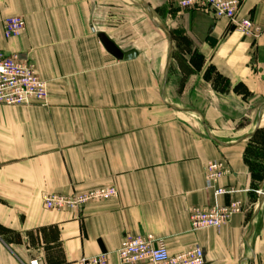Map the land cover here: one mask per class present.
Returning <instances> with one entry per match:
<instances>
[{
  "label": "crops",
  "instance_id": "1",
  "mask_svg": "<svg viewBox=\"0 0 264 264\" xmlns=\"http://www.w3.org/2000/svg\"><path fill=\"white\" fill-rule=\"evenodd\" d=\"M175 1L144 0L173 50L171 31L188 39L197 65L173 53L168 61L169 40L139 0H0V46L28 58L48 84L44 106L0 105V227L20 236H0V264H79L100 254L117 264L125 237L150 234L174 255L201 247L205 264H264V178L251 167L264 150V0H245L237 16L261 27L256 40ZM142 10L155 30H142ZM11 17L26 30L5 40ZM102 33L137 57L116 59ZM210 66L228 87L204 78ZM213 161L232 171L219 182L223 195L206 188ZM105 187L118 197L80 212L44 206L46 195ZM234 201L243 213L229 223L191 230L193 207Z\"/></svg>",
  "mask_w": 264,
  "mask_h": 264
},
{
  "label": "built area",
  "instance_id": "2",
  "mask_svg": "<svg viewBox=\"0 0 264 264\" xmlns=\"http://www.w3.org/2000/svg\"><path fill=\"white\" fill-rule=\"evenodd\" d=\"M245 0H176V8L180 11L195 10L213 15L216 19H228L242 35L256 40L262 29L252 19L237 21L238 13ZM26 30V21L22 17H11L4 22V39L10 40L20 36ZM48 98V84L42 80L36 66L21 54H8L0 46V105L5 106H44ZM225 162H210L205 169L207 190L215 195H223L228 191L219 186V182L231 174ZM264 192H260L262 195ZM118 197L113 187H105L94 191L75 195H46L44 206L51 211L80 212L89 203ZM243 213L240 202L228 205H208L193 207L190 210L191 230L197 232L204 229H220L229 223L237 214ZM117 264H205V255L201 247L195 246L180 254H171L163 240L155 235L140 237L127 236L117 251ZM34 260L30 264H39ZM79 264H112L109 254L82 258Z\"/></svg>",
  "mask_w": 264,
  "mask_h": 264
},
{
  "label": "rangeland",
  "instance_id": "3",
  "mask_svg": "<svg viewBox=\"0 0 264 264\" xmlns=\"http://www.w3.org/2000/svg\"><path fill=\"white\" fill-rule=\"evenodd\" d=\"M143 11V10H142ZM158 19V17H157ZM160 22V21H159ZM161 24H163L161 22ZM141 27L142 30H155L154 25L152 24L149 16L143 11V15L141 18ZM158 31L161 32V30L158 29ZM171 34L175 40V45H174V50H173V60L177 61L179 63H190L193 62L195 65H197L198 62H200L201 60L197 57V55H193V54H187L185 53L186 49H185V45H188V39L186 41L185 36H183L181 33L176 32L175 30L171 31ZM160 35V34H159ZM160 37H162L160 35ZM195 67V66H194ZM201 72V71H200ZM185 73L188 74H193V73H197L196 70L193 69H185ZM215 71L213 69H210L208 72H206V74L204 75V78H214L215 77ZM221 88H223L221 86ZM261 137L263 138L264 141V133L260 136V138L258 139V141L261 139ZM264 146V143L262 144ZM259 162L258 168H256L255 173L257 174V178H264V150L262 151L261 155L259 156ZM262 198H264V193L262 195ZM0 233L2 234L3 239L9 241V242H17L20 240V236L14 232L11 231H5L0 229Z\"/></svg>",
  "mask_w": 264,
  "mask_h": 264
},
{
  "label": "water",
  "instance_id": "4",
  "mask_svg": "<svg viewBox=\"0 0 264 264\" xmlns=\"http://www.w3.org/2000/svg\"><path fill=\"white\" fill-rule=\"evenodd\" d=\"M142 7L145 9V11H147V13L150 15L153 24L160 29L161 31H163V33L167 36L169 43H170V51H169V57H168V61L170 62L171 57H172V53H173V47H172V40H171V36L169 35V33L162 28V26L156 21L152 10L150 9V7L144 2V0H139ZM99 39L101 41V43L103 44V46L105 47V49L112 55L114 56L116 59L118 60H125V61H131L133 59H135L137 57V54L135 52H131V53H123L117 46L116 44L111 41L105 34H99Z\"/></svg>",
  "mask_w": 264,
  "mask_h": 264
},
{
  "label": "trees",
  "instance_id": "5",
  "mask_svg": "<svg viewBox=\"0 0 264 264\" xmlns=\"http://www.w3.org/2000/svg\"><path fill=\"white\" fill-rule=\"evenodd\" d=\"M193 55H197V54H193ZM197 57L202 61V59H201V56L200 55H197ZM200 61V62H201ZM210 69H213L214 71H215V69L214 68H212L211 66L207 69V71L206 72H208ZM215 77L214 78H207V80L208 81H211L212 82V84H213V87L215 88V89H221V86L223 87H228V82H227V80L222 76V75H220L219 73H217L216 71H215ZM262 135V134H261ZM260 135V136H261ZM259 138H260V136L259 135H257ZM259 138H257V139H259ZM259 144H260V146H263L262 144L264 143V141H263V138L261 137V139L259 140V142H258ZM264 147V146H263ZM251 167H252V169L254 170V172L256 171V168H258V165L257 164H255V163H252L251 164ZM256 176V175H255ZM0 229H2V230H5V231H8V230H6V229H3V228H1L0 227ZM0 236H2V234L0 233Z\"/></svg>",
  "mask_w": 264,
  "mask_h": 264
}]
</instances>
